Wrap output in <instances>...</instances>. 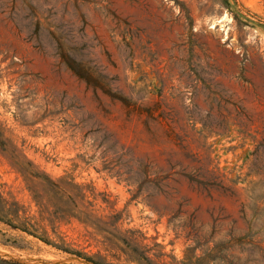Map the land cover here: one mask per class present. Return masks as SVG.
I'll return each instance as SVG.
<instances>
[{
	"label": "rangeland",
	"instance_id": "374dc122",
	"mask_svg": "<svg viewBox=\"0 0 264 264\" xmlns=\"http://www.w3.org/2000/svg\"><path fill=\"white\" fill-rule=\"evenodd\" d=\"M0 264H264V0H0Z\"/></svg>",
	"mask_w": 264,
	"mask_h": 264
}]
</instances>
